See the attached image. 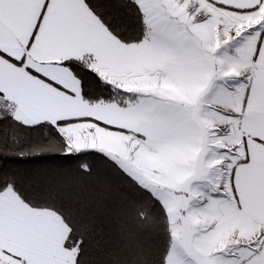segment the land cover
Listing matches in <instances>:
<instances>
[{"label": "snow or ice", "instance_id": "1", "mask_svg": "<svg viewBox=\"0 0 264 264\" xmlns=\"http://www.w3.org/2000/svg\"><path fill=\"white\" fill-rule=\"evenodd\" d=\"M0 264H264V0H0Z\"/></svg>", "mask_w": 264, "mask_h": 264}, {"label": "trees", "instance_id": "2", "mask_svg": "<svg viewBox=\"0 0 264 264\" xmlns=\"http://www.w3.org/2000/svg\"><path fill=\"white\" fill-rule=\"evenodd\" d=\"M111 177V173L104 167H99L96 175V181L98 184H102L107 178ZM108 228L112 230H117L120 226V222L113 216L108 218ZM138 239L140 243L144 246L146 258L149 260H154L158 253V250L164 244V233L161 226H151L138 233Z\"/></svg>", "mask_w": 264, "mask_h": 264}]
</instances>
